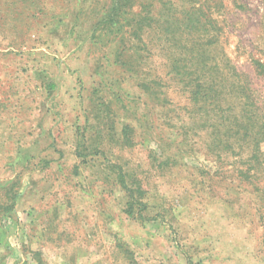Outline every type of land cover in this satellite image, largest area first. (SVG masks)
<instances>
[{
  "label": "rangeland",
  "instance_id": "374dc122",
  "mask_svg": "<svg viewBox=\"0 0 264 264\" xmlns=\"http://www.w3.org/2000/svg\"><path fill=\"white\" fill-rule=\"evenodd\" d=\"M128 1L94 34L110 0H0V264H264V173L244 184L235 155L213 161L169 64L196 35L174 21L199 4L263 95L264 0Z\"/></svg>",
  "mask_w": 264,
  "mask_h": 264
},
{
  "label": "trees",
  "instance_id": "16d2710c",
  "mask_svg": "<svg viewBox=\"0 0 264 264\" xmlns=\"http://www.w3.org/2000/svg\"><path fill=\"white\" fill-rule=\"evenodd\" d=\"M113 13L104 22L98 23L94 34L105 27H111L120 21L126 9H129L128 0H110ZM114 1V2H113ZM194 11L185 15L177 16L174 21L176 30L174 35H186L185 32H195L187 41L179 40L181 45L180 56L173 55L170 59L171 72L180 78L183 89L188 96L189 107L188 121L189 130L206 127L209 142L206 149L211 154L213 161L217 159L225 163L227 159L234 160L236 164H245L241 170V181L244 184L256 185L258 175L264 173V94L254 88L253 80L248 74H241L232 60L226 56L217 54L215 46L207 29L208 18L203 12L202 6H194ZM117 13V18H115ZM114 14V15H113ZM146 17V16H145ZM141 12L137 14L138 19H143ZM166 18V17H165ZM161 17V19H165ZM158 18L147 25H130L127 34L134 39H140L134 28L142 37L150 28L159 25ZM205 34L207 38L199 44V35ZM191 46H190V45ZM255 73L264 79V63L260 59L251 58ZM123 66L128 67L129 62L123 61ZM131 69V68H129ZM170 72V73H171ZM187 129V128H186ZM79 147L77 155L84 158L81 152L85 143V132L80 131ZM118 182L129 194L128 216L135 218L134 209H138L141 215L142 207L145 205L139 201H133L134 195L126 184L125 176L121 168H118ZM258 192L262 193L260 190ZM264 196V195H263Z\"/></svg>",
  "mask_w": 264,
  "mask_h": 264
}]
</instances>
